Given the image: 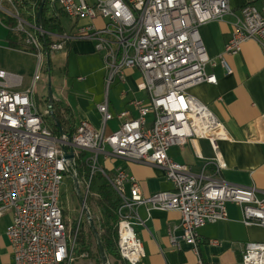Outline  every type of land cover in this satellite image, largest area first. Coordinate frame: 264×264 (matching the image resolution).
<instances>
[{"label":"built area","instance_id":"obj_1","mask_svg":"<svg viewBox=\"0 0 264 264\" xmlns=\"http://www.w3.org/2000/svg\"><path fill=\"white\" fill-rule=\"evenodd\" d=\"M47 5L54 15L58 8L74 20L70 30H44L33 12H28L31 19L23 18L14 0H0V15L15 20L12 27L4 26L24 35V45L34 50L38 61L74 40L93 42L103 61L106 90L114 80H123L125 69H135L139 72L135 88L146 98L130 100L136 117L127 110L114 116L105 94L96 105L99 129L81 121L72 134L59 136L34 108L32 88L15 90L21 78L0 70V216L11 214L5 235L12 264H70L74 260L75 234L66 225L59 201L63 176L76 177L78 185H83L80 191L86 206L92 176L101 173L105 177L119 198L116 246L128 264H139L144 255L134 230L142 224L139 205L179 212V239L196 254L197 229L225 220L228 202L240 207L244 225L264 227V196H256L253 186H237L216 176L224 165L218 142L229 136L208 107L188 92L200 83L216 82L206 72L207 65L219 64L231 73L226 57L238 54L246 41H254L264 51V0L259 6L243 4L238 14L229 0H47ZM229 14L234 16L233 31L223 50L208 57L198 29ZM113 117L119 125L106 132V123ZM203 138L214 153L213 174H205L204 169L193 173L189 165L168 156L170 147L188 143L195 147V141ZM70 150L72 158H64ZM78 151L86 152L82 160L87 178L78 176ZM100 156L159 167L172 189L143 196L135 177L120 168L108 172ZM171 241L177 242L176 237ZM196 264H202L201 260ZM237 264H264V241L247 242Z\"/></svg>","mask_w":264,"mask_h":264},{"label":"crops","instance_id":"obj_2","mask_svg":"<svg viewBox=\"0 0 264 264\" xmlns=\"http://www.w3.org/2000/svg\"><path fill=\"white\" fill-rule=\"evenodd\" d=\"M246 3L259 6L260 0H229V6L235 14H238L239 7ZM233 21L234 16L229 14L222 20H213L199 27L200 39L208 57H215L223 50L233 31ZM60 23L65 31L72 27L71 24L69 29H66L61 19ZM7 33L8 30L0 19V52H22L23 49L8 45ZM63 50L66 56L73 55L86 60V65L79 70L80 73L75 78L77 91H85L91 86L98 87L103 94L97 104L104 100L106 94L109 111L114 116L127 110L130 116L136 117L137 112L130 105V100L146 98L143 92H138L135 88L139 78L137 70L125 69L123 80H114L106 90L103 61L100 54L94 51L93 42L74 40ZM25 52L34 54L30 51ZM226 59L231 67V73H226L219 64L214 67L207 65L206 72L213 74L216 82L200 83L188 90L192 96L208 107L223 124L229 136L228 140L218 142L219 156L224 165L215 173L216 176L237 186H253L256 196L262 197L264 196V51L254 41L249 40L242 44L238 54L229 55ZM77 77H82L83 80L79 81ZM117 84L124 86L125 90H120V99L113 102L109 99V89ZM22 85L21 78V84L15 90L28 88ZM54 100L63 103L70 115L66 120L72 126L75 127L81 121L90 123L95 129L101 126L100 115L96 108L78 104L72 108L60 99L54 98ZM150 120L151 115H148L147 121ZM118 125L119 120L113 117L106 123L105 130L110 132ZM168 156L176 162L189 165L193 173L198 174L201 169H204L205 174L208 175L214 173L215 166L212 162L214 153L207 139H197L195 147L191 143L172 146L168 150ZM99 160H102L100 164L110 173L120 168L135 177L143 196L172 189L164 171L154 165L129 162L116 156L108 159L100 156ZM226 211L225 220L207 223L197 229L200 241L196 254L190 245L179 239L181 235L178 227L179 212L149 209L147 205H139L137 214L142 224L134 226L144 253L139 264H196L198 260H201L202 264H237L247 242L264 241V227L257 224L244 225L241 220V209L235 203H226ZM10 221L9 212L0 216V264H12L9 242L5 235V229ZM172 236L176 237L177 242L172 243ZM210 241L216 242L210 243ZM88 264H94L93 259H88Z\"/></svg>","mask_w":264,"mask_h":264},{"label":"rangeland","instance_id":"obj_3","mask_svg":"<svg viewBox=\"0 0 264 264\" xmlns=\"http://www.w3.org/2000/svg\"><path fill=\"white\" fill-rule=\"evenodd\" d=\"M4 18L5 16L0 15V19ZM61 22L65 25L66 29H69L74 20L63 17ZM80 23H86V20L80 21ZM23 51L0 52V69L20 76L23 82L22 87L32 88V102L34 108L44 117L46 125L49 126L52 117L47 110L46 102L47 72L44 71L46 58L43 55L41 60L38 61V57L35 54L27 53L25 50ZM48 58L51 66L50 79L53 98L62 100L66 105L72 108L78 104L79 106H92L95 109L103 92L100 93L101 91H99V88L93 86L81 92L77 91L76 88L77 82L75 78L77 74L80 73L79 70L86 65V60L82 57H74L73 55L66 56L63 49L51 52ZM122 89L125 90L124 86L121 84L111 87L109 89V99L113 102L119 100V91ZM99 162H102V160H99ZM79 188L82 192L84 191L82 184L79 185ZM59 192L60 206L64 211V220L70 233L72 228L76 234L78 230H81L84 241L89 243L88 253H75L77 246L75 242L74 260L70 264H88V259H93L94 264H100L96 241L93 235L88 231L89 227L86 216L84 212L81 213V205L74 193L73 183L70 177L63 176ZM88 210L91 217L93 214H98L97 208L93 203L88 207ZM108 264H110V260H108Z\"/></svg>","mask_w":264,"mask_h":264},{"label":"trees","instance_id":"obj_4","mask_svg":"<svg viewBox=\"0 0 264 264\" xmlns=\"http://www.w3.org/2000/svg\"><path fill=\"white\" fill-rule=\"evenodd\" d=\"M14 2L17 5L22 17L25 19H31V16L28 14V12L31 11L36 15L41 0H14ZM55 10L57 11L56 15H54V10L48 7L47 0H45L41 14V25L46 31L61 33L63 32V27L60 23V19L65 17V15L58 8ZM1 21L8 27H12L15 24V20L7 16H5L4 19H1ZM6 39L10 47L19 48L34 53V50L31 47L24 45L23 34L14 33L8 30ZM50 39L51 38L46 37V40ZM67 46L68 43L65 45V47ZM52 115L59 122L64 132L72 134V132L75 130V127L66 120V118H68L70 115L62 102L54 100V103L52 104ZM48 127L54 135L58 134L57 126L53 119H51ZM78 154L79 158L76 160V170L78 176L80 178H87L88 170L82 160V158L86 155V152L78 151ZM92 203L96 206L98 212L97 215H92V220L99 235L104 252L107 258L110 260V264H128L126 261L120 258L116 246V226L118 221L117 208L119 205V198L101 173H95L92 176L89 184V190L86 196V204L88 207H90ZM62 212L64 215L63 210ZM88 231L91 234L90 229ZM71 233L72 235L75 234V242L77 243L75 253H88L89 243L84 241V236L81 233V230H78V233L76 234L72 228Z\"/></svg>","mask_w":264,"mask_h":264},{"label":"water","instance_id":"obj_5","mask_svg":"<svg viewBox=\"0 0 264 264\" xmlns=\"http://www.w3.org/2000/svg\"><path fill=\"white\" fill-rule=\"evenodd\" d=\"M45 0H41V3L38 7V10L36 12V23L38 25H41V14H42V9H43V5H44ZM45 70L47 72V82H46V88H47V94H46V102H47V110L50 113L53 121L55 122L56 126H57V130H58V135H63L65 134L64 130L62 129V127L60 126L59 122L54 118V116L52 115V104L54 103V98L52 95V89H51V79H50V62H49V58H48V54L45 55ZM66 136L69 138V135L66 134ZM73 153L72 150H70L68 153L64 154V158H72ZM72 183H73V189H74V193L77 197V200L79 201L82 209L84 210L85 216H86V220L88 223V227L90 229L91 234L93 235L95 241H96V246H97V251L100 257V264H108V258L104 252V249L101 245L100 239H99V235L97 233V230L94 226V222L92 220V217L90 216L88 207L85 205L84 199L81 195V191L77 182L76 177H72Z\"/></svg>","mask_w":264,"mask_h":264}]
</instances>
